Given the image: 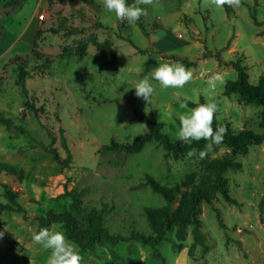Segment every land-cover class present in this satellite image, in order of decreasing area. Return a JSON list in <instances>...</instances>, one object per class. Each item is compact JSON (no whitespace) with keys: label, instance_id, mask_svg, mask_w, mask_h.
<instances>
[{"label":"rangeland","instance_id":"1","mask_svg":"<svg viewBox=\"0 0 264 264\" xmlns=\"http://www.w3.org/2000/svg\"><path fill=\"white\" fill-rule=\"evenodd\" d=\"M94 1L0 0V115L5 112L16 127L26 129L22 133L0 122V162L21 170L0 174V201L7 202V185L26 209L25 215L0 211V264H45L48 253L32 241V233L41 228L39 215L70 208L72 198L60 196L65 189L80 190L87 208L103 209L110 233L152 234L143 207L160 206L165 199L144 184L146 174L181 188L190 177L193 182L199 179L205 160L221 157L230 148L213 145L200 159L197 150L192 157L166 153L156 141L137 153L100 146L112 140L129 143L147 132V124L135 114L150 111L161 131L176 139L178 115L185 111L177 91L181 99L215 102L216 119L232 130L264 135L262 107L245 103L238 94H224L226 81L237 77L230 61H241L251 84L264 75V0H240L229 14L211 0H153L141 5L147 9L139 19L147 35L137 22L118 21L102 0ZM38 28L42 32L34 44ZM104 42L115 53V62L100 56L97 45ZM131 42L144 51L138 52ZM172 56L195 62L188 67L193 79L183 89H161L153 80V97L147 102L137 97L129 87L150 76L158 63L185 65ZM20 65L30 76L26 93L16 84ZM214 76L219 79L213 81ZM27 101L37 111L27 107ZM60 128L71 154L67 167L43 148L51 142L50 130L57 151L66 156ZM235 159L240 167L225 172L234 202L219 194L213 203L201 204L204 244L194 238L191 225L174 227L155 246L123 238L80 251L82 264H264V140ZM53 225L60 224L49 227Z\"/></svg>","mask_w":264,"mask_h":264},{"label":"trees","instance_id":"2","mask_svg":"<svg viewBox=\"0 0 264 264\" xmlns=\"http://www.w3.org/2000/svg\"><path fill=\"white\" fill-rule=\"evenodd\" d=\"M15 4H19L21 0H11ZM85 3L94 5V0H82ZM49 3L52 0H48ZM228 14L230 13V6L224 5ZM142 31L147 35L144 25L140 20L137 21ZM56 32L57 30L51 29ZM75 31H71L70 34H74ZM41 29H37L34 35V44L37 42ZM134 48L142 53L144 50L135 46ZM97 48L100 52V56L105 61H116L115 53L109 47L108 42L99 43ZM175 57L177 60L184 62L186 67L194 65V61L186 57ZM233 65L237 70V77L235 79L227 80L224 85V94H238L240 99L245 103L257 104L262 107L260 111V125L264 127V75L259 77L256 84H251L248 80V74L246 67L242 65L241 61L228 62ZM30 77L29 74L20 65L18 67L16 84L19 85L26 93V79ZM3 76L0 75V81ZM199 103H205L201 100ZM190 106L195 104L189 100ZM26 106L32 110H36L34 104L30 101L26 102ZM7 113V112H6ZM38 114V113H37ZM36 114V115H37ZM4 114L0 115V122L7 125L8 128L15 127L22 133H25L26 129L23 127H16L14 119ZM135 117L148 126L147 132L138 135L132 142H116L112 140L108 144H102L101 149L123 151L125 153H137L144 148V146L150 141H156L161 145L166 153L183 154L189 150H201L205 149V145L208 141L200 140L193 141L191 145L186 144L178 139H171V137L161 131V123L150 111L147 114L136 113ZM221 124L226 127L227 131L224 135L222 143L226 144L230 148V152L217 158H211L205 160L202 164V170L199 179L196 182L187 180L183 187L168 186L159 183L151 175L146 174L144 184H149L152 191L161 194L165 203L160 206H145L143 207V214L146 217L147 223L152 230V234H146L144 232L136 231L129 237H123L119 234L110 233L105 225L104 210L95 207L87 208L81 199V191L76 188L70 190L65 189L60 196H70L72 202L68 210L60 212L52 209L47 210L44 215L38 216L40 227H49L53 223H59L64 230L67 238L78 245L80 251H88L95 248L96 245L110 242L115 243L120 239L138 240L144 244H150L155 246L159 244L168 231L174 227L180 229L191 225L194 238L198 243L204 244V234L201 230V220L199 218V212L202 203L211 204L217 199L218 195H223L228 201L234 202L229 195V181L225 175V172L229 169H236L240 167V163L235 159L237 154L247 152L249 146L254 144H260L264 140V135L256 133L251 129H240L234 131L230 128L228 123H222L218 121L214 114L213 128ZM61 146L67 151L64 158L61 157L56 147L54 146V133L48 131V135L51 138L49 145L44 146L48 152L52 154L54 160H56L62 167H67L71 163V154L67 144V139L64 134V129L60 128ZM14 172L21 173V170H16L13 166L0 162V174H11ZM3 195L7 199V202L0 201V211H15L26 214V209L21 205L16 198L15 192H13L7 185H3ZM9 238L8 235H5Z\"/></svg>","mask_w":264,"mask_h":264},{"label":"clouds","instance_id":"3","mask_svg":"<svg viewBox=\"0 0 264 264\" xmlns=\"http://www.w3.org/2000/svg\"><path fill=\"white\" fill-rule=\"evenodd\" d=\"M153 0H102L103 8L114 14L116 20H127L129 25H134L142 15L147 13V9L141 5H151ZM216 8L224 5L238 7L240 0H211ZM193 79L192 69L180 62H160L150 70V76L139 78L131 87L135 89V95L146 102L156 93L157 89L152 81H156L161 89H183L184 86ZM219 79L214 76L212 80ZM176 98L180 101L179 107L185 111L179 113V127L175 133V138L191 145L193 141L205 140L208 143L205 149L199 150V158L204 159L212 150L213 145H219L224 140L227 131L226 127L217 124L213 128L214 114L218 111L215 102L199 103L193 101L194 107H189V97L177 91ZM189 157L196 155V150L187 152ZM4 233L0 231V238ZM32 241L39 244L48 255L45 264H82L83 256L78 245L70 241L60 225L51 227H41L38 231H33Z\"/></svg>","mask_w":264,"mask_h":264}]
</instances>
